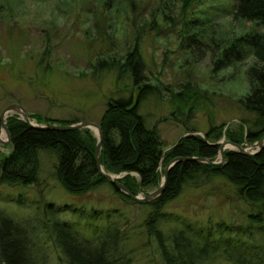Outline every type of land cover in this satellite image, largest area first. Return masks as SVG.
Returning a JSON list of instances; mask_svg holds the SVG:
<instances>
[{
  "label": "rangeland",
  "instance_id": "374dc122",
  "mask_svg": "<svg viewBox=\"0 0 264 264\" xmlns=\"http://www.w3.org/2000/svg\"><path fill=\"white\" fill-rule=\"evenodd\" d=\"M186 3L0 0V112L7 105L19 104L46 122L98 123L109 99L133 91L128 73L118 77L120 65L116 63L137 44L145 64V84L153 85L157 95L142 100L139 112L148 126L157 125L163 153L186 136L187 128L205 138L212 126L225 124L227 129L236 130L241 121H252L253 116L236 104L249 89L246 70L253 62L251 52L241 47V59L228 65L222 62V52L235 39L264 28L233 18L231 0ZM163 14L167 15L164 20ZM98 60L114 61L115 67L100 71ZM181 91L196 95L187 107L180 108L184 118L192 105L186 125L170 116L177 109L172 95ZM1 139L6 140L2 131ZM9 147L0 145V153H7ZM247 151L253 152V148ZM53 163V156L41 155V181L37 185L13 188L0 184L1 214L16 222L25 220L27 226L51 219L65 221L86 235L89 220L83 217L88 211L110 212L109 222L120 223V232L127 230L126 251L133 263L161 264L155 244H144L143 222L149 213L146 206L124 201L108 183L83 195L70 194L49 176ZM158 187L138 193L145 195ZM17 196L23 199L21 205L15 201ZM47 204L71 207L53 218ZM73 207L78 212L73 213ZM163 211L194 228H205L208 221L247 227L249 214L259 208L238 197L234 186L215 177L201 187L186 185ZM105 222L102 217L99 222L94 220L100 226ZM162 229L168 234L175 225L169 223ZM39 238L50 248L49 264H60L48 234L40 232ZM207 264L231 263L218 256Z\"/></svg>",
  "mask_w": 264,
  "mask_h": 264
},
{
  "label": "trees",
  "instance_id": "16d2710c",
  "mask_svg": "<svg viewBox=\"0 0 264 264\" xmlns=\"http://www.w3.org/2000/svg\"><path fill=\"white\" fill-rule=\"evenodd\" d=\"M193 1L187 0L186 5ZM231 1L233 18L264 28V0ZM185 10L183 6L182 11ZM166 18L167 15L163 14L162 19ZM194 23L190 22V25ZM241 47L250 50L253 62L246 70L249 89L236 100V104L251 114L253 120L241 121L236 130L226 129L224 135L234 143L251 144L264 136V31L248 33L227 44L222 52V62L228 65L229 61L240 60ZM116 64L120 65L118 77L122 72L128 73L134 88L128 96L109 99L98 121L103 132L100 164L106 173L124 174L118 181L135 196L139 191L158 187L162 177L160 161L163 168L176 157L215 158L218 147L212 144L222 137L225 124L210 127L204 134L205 138L191 135L190 132L196 131L187 128L186 136L163 153L157 125L149 127L139 112L140 102L156 95V88L145 84V64L137 44ZM96 65L100 71H110L115 67L114 61L105 60H98ZM188 93L181 91L172 95L177 109L174 108L170 116L183 125H186L192 105L184 118H181L180 108L187 107L196 96ZM28 115L39 124L46 122L39 115ZM75 122L77 120L69 123ZM6 127L10 134V147L7 153H0L3 168L0 184L13 188L39 184L42 154L53 156L49 176L70 194L83 195L107 184L96 172L94 157L97 139L91 130L39 131L26 125L16 115L6 119ZM225 161L224 165L218 166L195 161L179 162L168 172L164 191L159 197L151 202H135L149 209L143 222L144 244H155L161 264H207L213 259L210 253L217 251L220 252L219 257L231 264H264V147L254 156L228 150ZM215 177L234 186L238 197L252 207L258 206V212L249 214L247 227L208 221L205 228H194L186 221L180 222L176 215L163 211L165 205L173 201L186 185L201 187ZM111 187L124 201L133 202ZM22 200L21 196H17L15 201L21 205ZM46 206L53 218L54 214L67 212L71 207ZM72 212L78 210L73 207ZM85 216L83 218L89 220L86 235L65 221L51 219L31 222L27 226L25 220L23 223L16 222L0 212V264H49L50 248L42 244L40 232L47 233L52 240V250L60 264H134L127 254L123 256L118 251L120 244L128 242L127 230L120 232V223L109 222L110 212L90 210ZM99 217L106 221L103 226L94 223V220L99 222ZM169 223L175 225V229L167 234L162 228Z\"/></svg>",
  "mask_w": 264,
  "mask_h": 264
},
{
  "label": "water",
  "instance_id": "95a60500",
  "mask_svg": "<svg viewBox=\"0 0 264 264\" xmlns=\"http://www.w3.org/2000/svg\"><path fill=\"white\" fill-rule=\"evenodd\" d=\"M14 115L18 116V119L23 121L29 127L35 130H39V131H47V130L72 131V130L89 129L92 132H94L95 137L97 139L96 146H95V157H94L97 174L101 178H103L108 184L115 187L120 193L126 195L131 200L140 202V203L141 202H151L152 200H154L155 198L159 197L162 194V192L164 191L165 185H166V181H167V173L170 170V168L177 162L195 161V162H199L202 164L213 165V166L220 165L219 162H212L206 158H201V157L175 158L171 160L164 168L162 182L157 189L145 195L138 193L137 195L134 196L127 190V188L124 185H122L118 181V179H120L124 174L115 176L113 174L106 173L100 164V153H101V146H102V141H103V132L98 123L82 120V121H78L75 123H69V124H57V123H51V122H43L41 124H38L30 119L24 107H22L19 104H10L4 107L2 111L0 112V145H10V134L6 127V119ZM1 131L5 134V137H6L5 141L1 139ZM182 137H180L179 139H181ZM216 145H218L219 147V156L221 158V161L224 160V151L228 147H230L229 150L237 151L238 153L242 155L254 156L264 147V136L253 144H248L244 142L243 144L238 145L230 141H225V142L217 143ZM172 146L167 148V150L170 149ZM248 148H253V152H248L247 151ZM2 170L3 168H2V165L0 164V178L2 176Z\"/></svg>",
  "mask_w": 264,
  "mask_h": 264
},
{
  "label": "bare ground",
  "instance_id": "6f19581e",
  "mask_svg": "<svg viewBox=\"0 0 264 264\" xmlns=\"http://www.w3.org/2000/svg\"><path fill=\"white\" fill-rule=\"evenodd\" d=\"M78 122V121H77ZM149 127H152V126H149ZM225 127V126H224ZM224 129V131L222 132L223 133V135H222V137L218 140V141H216L214 144H212V145H214V146H217L218 147V145H216L217 143H220V142H225V141H230V140H228V139H226V137H225V135H224V133H225V131H226V127L225 128H223ZM190 134L191 135H197L196 134V132H190ZM199 136V135H198ZM201 137V136H200ZM203 138V137H202ZM226 139V140H222L221 141V139ZM230 142H232V141H230ZM232 143H234V142H232ZM244 143V142H243ZM242 143V144H243ZM235 144H237V143H235ZM238 145H241V144H238ZM228 147V146H227ZM229 148L230 147H228L225 151H224V160H222L221 161V158H220V156H219V147H218V151H217V155L215 156V158L213 159V160H211V159H208V160H210V161H212V162H219L220 163V165H224L225 163H226V161H225V152L226 151H228L229 150ZM176 158H183V157H176ZM185 158H189V157H185ZM173 159H175V158H173ZM172 159V160H173ZM171 161V160H170ZM169 161V162H170ZM162 161H160V165H159V170H160V172L162 173V175H163V172H164V168L166 167V165L169 163H167L163 168L161 167V163ZM180 162H186V161H180ZM177 163H179V162H177ZM176 163V164H177ZM176 164H174L170 169H172ZM207 165V164H206ZM209 166H213V165H209ZM170 171V170H169ZM168 171V172H169ZM167 175H168V173H167ZM127 246L125 245V244H120V246L118 247V251L120 252V254L121 255H125V254H127V248H126ZM220 255V252H211L210 253V256L214 259V258H217L219 255Z\"/></svg>",
  "mask_w": 264,
  "mask_h": 264
}]
</instances>
